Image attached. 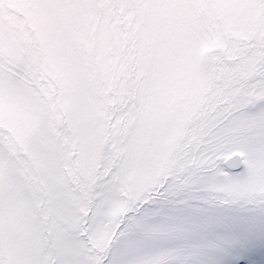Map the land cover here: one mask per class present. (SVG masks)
Segmentation results:
<instances>
[{
	"label": "snow or ice",
	"instance_id": "snow-or-ice-1",
	"mask_svg": "<svg viewBox=\"0 0 264 264\" xmlns=\"http://www.w3.org/2000/svg\"><path fill=\"white\" fill-rule=\"evenodd\" d=\"M0 264H264V0H0Z\"/></svg>",
	"mask_w": 264,
	"mask_h": 264
}]
</instances>
